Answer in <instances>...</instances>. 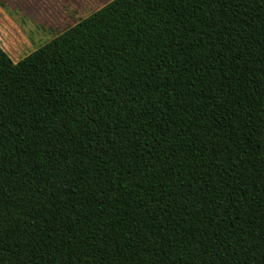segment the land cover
Returning <instances> with one entry per match:
<instances>
[{"label": "trees", "instance_id": "trees-1", "mask_svg": "<svg viewBox=\"0 0 264 264\" xmlns=\"http://www.w3.org/2000/svg\"><path fill=\"white\" fill-rule=\"evenodd\" d=\"M0 264H264V0L0 45Z\"/></svg>", "mask_w": 264, "mask_h": 264}, {"label": "rangeland", "instance_id": "rangeland-1", "mask_svg": "<svg viewBox=\"0 0 264 264\" xmlns=\"http://www.w3.org/2000/svg\"><path fill=\"white\" fill-rule=\"evenodd\" d=\"M113 0H0V45L18 63Z\"/></svg>", "mask_w": 264, "mask_h": 264}]
</instances>
